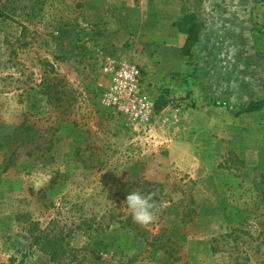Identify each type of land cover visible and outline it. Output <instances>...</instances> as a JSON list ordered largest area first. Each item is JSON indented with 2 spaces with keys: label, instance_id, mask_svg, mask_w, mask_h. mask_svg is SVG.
I'll use <instances>...</instances> for the list:
<instances>
[{
  "label": "rangeland",
  "instance_id": "374dc122",
  "mask_svg": "<svg viewBox=\"0 0 264 264\" xmlns=\"http://www.w3.org/2000/svg\"><path fill=\"white\" fill-rule=\"evenodd\" d=\"M188 13L203 27L190 58L173 25ZM254 22L264 0H1L0 264H264V198L249 192L264 187ZM109 60L141 67L165 102L147 123L106 105ZM250 101L261 109L244 112ZM134 191L151 195L146 225L127 208ZM152 237H171L179 259Z\"/></svg>",
  "mask_w": 264,
  "mask_h": 264
},
{
  "label": "built area",
  "instance_id": "2783aa9c",
  "mask_svg": "<svg viewBox=\"0 0 264 264\" xmlns=\"http://www.w3.org/2000/svg\"><path fill=\"white\" fill-rule=\"evenodd\" d=\"M102 66L106 82L103 90L106 105L131 123H147L155 112V103L143 88L142 68L114 60H109Z\"/></svg>",
  "mask_w": 264,
  "mask_h": 264
},
{
  "label": "trees",
  "instance_id": "16d2710c",
  "mask_svg": "<svg viewBox=\"0 0 264 264\" xmlns=\"http://www.w3.org/2000/svg\"><path fill=\"white\" fill-rule=\"evenodd\" d=\"M1 1V0H0ZM174 26H176L181 33L185 35V40L183 42V45L181 47V54L187 56L190 58L192 56V51L194 47H196L200 42V35L202 30V23L198 19L197 14L195 13H188L182 16V18L178 21L173 23ZM251 32L254 35V38L257 43H260L261 45H264V24L259 22H254L251 26ZM164 101H158L155 103L154 111L158 112L160 108L163 106ZM262 106V103H259L257 101H250L246 108L244 109V112H254L257 110H260ZM77 154V151H69L64 155V161L70 162L74 161L75 155ZM78 158V157H77ZM4 164L2 166L1 171H6L9 167L13 165V158L12 156H9L6 160L3 161ZM258 187V186H257ZM249 192L257 193L260 192V196L264 198V187H259L257 189H250ZM168 211L173 212V225H179L181 222H186L184 220L185 216L188 214L187 212L179 213L178 211V205L177 204H171L169 207H167ZM137 231V227H134ZM140 232V231H139ZM141 236L147 239V236L144 232L140 233ZM227 235H224L223 237H226ZM213 240H216L215 238ZM148 244L152 247L154 250H162L164 253H167L170 258H172V261H176L179 259V256L176 255L177 249L173 247L174 242L172 241L171 237L166 238L165 240H162L158 237H152L151 240L148 242ZM211 249L215 250L216 247L214 244L211 245Z\"/></svg>",
  "mask_w": 264,
  "mask_h": 264
},
{
  "label": "clouds",
  "instance_id": "9594fccd",
  "mask_svg": "<svg viewBox=\"0 0 264 264\" xmlns=\"http://www.w3.org/2000/svg\"><path fill=\"white\" fill-rule=\"evenodd\" d=\"M125 202L135 222L146 225L154 219L151 195L145 197L138 191L130 192Z\"/></svg>",
  "mask_w": 264,
  "mask_h": 264
},
{
  "label": "crops",
  "instance_id": "0c3cea01",
  "mask_svg": "<svg viewBox=\"0 0 264 264\" xmlns=\"http://www.w3.org/2000/svg\"><path fill=\"white\" fill-rule=\"evenodd\" d=\"M201 9H197V11H198V16H202L203 15V13L200 11ZM203 32V27H202V30H201V33ZM183 34V33H182ZM184 35V34H183ZM201 36L202 35H200V42L199 43H201ZM183 38V37H182ZM184 40H185V35H184ZM184 40H183V42H184Z\"/></svg>",
  "mask_w": 264,
  "mask_h": 264
}]
</instances>
